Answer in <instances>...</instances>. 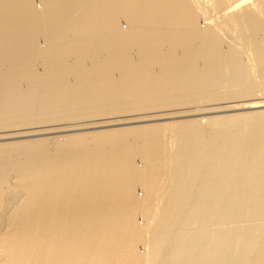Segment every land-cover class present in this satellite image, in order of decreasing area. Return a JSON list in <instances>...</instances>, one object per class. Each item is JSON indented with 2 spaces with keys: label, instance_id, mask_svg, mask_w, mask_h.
<instances>
[{
  "label": "bare ground",
  "instance_id": "obj_1",
  "mask_svg": "<svg viewBox=\"0 0 264 264\" xmlns=\"http://www.w3.org/2000/svg\"><path fill=\"white\" fill-rule=\"evenodd\" d=\"M0 264H264V0H0Z\"/></svg>",
  "mask_w": 264,
  "mask_h": 264
},
{
  "label": "rangeland",
  "instance_id": "obj_2",
  "mask_svg": "<svg viewBox=\"0 0 264 264\" xmlns=\"http://www.w3.org/2000/svg\"><path fill=\"white\" fill-rule=\"evenodd\" d=\"M121 24H122V26H124V25H125V22H124V21H121V22H120V25H121ZM41 44L43 45L44 43L41 42ZM190 118H192V117H190ZM178 119H179V118H178ZM178 119L176 118V119H173V120H178ZM185 119L188 120L189 117H186ZM171 120H172V119H171ZM168 121H169V120H168ZM160 122L163 123V122H167V121H166V120H162V121H160ZM70 133H71V132H69V134H70ZM72 133H75V132H72ZM72 133H71V134H72ZM64 135H65V134H63V133H61V134H54V133H52V134H49V135H47V136H48V137H53V136H55L56 138L59 139V141H61L62 136H64ZM47 136H45V135L43 136V135H42V136H40V137H47ZM59 136H60V137H59ZM163 137H165V139L168 140V138H169V134H168V138H166V137H167V134H166V132H165V134H164ZM167 140H165V141L163 140V141H164V142H163V146H164L165 144L168 145V144L170 143L169 140H168L169 143H166ZM164 143H165V144H164ZM167 145H165L164 149H165V148H166V149L169 148V147H168L169 145H168V146H167ZM166 146H167V147H166ZM166 149H165V150H166ZM169 149H170V148H169ZM169 149H167V150H169ZM165 150H164V151H165ZM168 152H169V151H168ZM164 154H168V153H167V152H166V153L164 152ZM135 162L137 163L136 165H138V166L142 165V163H141V161L139 160V158L136 159ZM202 166H203V165H202ZM202 166H201L202 169L199 168L200 170H203L204 167H202ZM204 166H205V165H204ZM207 166H208V165H206V167H205L206 169H207ZM140 167H141V166H140ZM199 169H198V170H199ZM205 171H206V170H205ZM205 171L203 170V172H205ZM201 172H202V171H200V174H201ZM198 174H199V173H198V171H197V175H198ZM195 175H196V174H195ZM135 192H136V194L139 195V196H140L141 194L143 195V191H142V188H141L140 186H136V187H135ZM136 218H137V223L140 222V221L142 222V219H141V216H140V215H139V216H136ZM141 222H140V223H141ZM140 249H142V250L140 251ZM138 250L140 251V253L143 252V248H142L141 245H138Z\"/></svg>",
  "mask_w": 264,
  "mask_h": 264
}]
</instances>
